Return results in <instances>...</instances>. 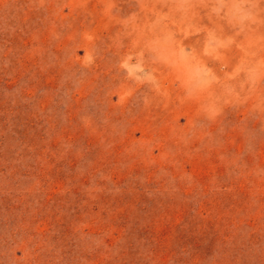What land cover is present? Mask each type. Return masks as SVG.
<instances>
[{"label":"rangeland","instance_id":"1","mask_svg":"<svg viewBox=\"0 0 264 264\" xmlns=\"http://www.w3.org/2000/svg\"><path fill=\"white\" fill-rule=\"evenodd\" d=\"M0 264H264V0H0Z\"/></svg>","mask_w":264,"mask_h":264}]
</instances>
